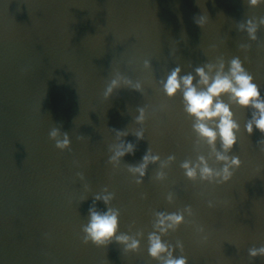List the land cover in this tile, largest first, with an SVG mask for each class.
I'll return each instance as SVG.
<instances>
[{
  "label": "clouds",
  "instance_id": "9594fccd",
  "mask_svg": "<svg viewBox=\"0 0 264 264\" xmlns=\"http://www.w3.org/2000/svg\"><path fill=\"white\" fill-rule=\"evenodd\" d=\"M250 8H257L264 4V0H246ZM193 22L200 28L209 23V16L205 11L202 15L193 17ZM264 27V17H251L237 24L240 32H246L248 38L258 41V30ZM259 46V45H258ZM239 49L247 53L251 49L250 44H240ZM248 57L245 56V60ZM143 66L151 69V61L143 60ZM191 67V65H190ZM22 73L27 69H22ZM164 96L168 100L181 97L182 110L187 117L192 119V131L197 141L204 142L208 149V156L198 155L196 161L185 160L180 167L188 180L206 182L208 184L223 185L228 183L236 170L242 166V160L237 155H232L233 149L239 143L241 124L236 119L234 108L250 112V118L246 119L243 131L251 136L254 131H259L261 139L257 141V147L264 153V95L255 78L245 66L239 56H233L226 60L225 57H217L214 61L205 62L195 66L192 71L182 74L181 66L172 68L165 78L158 81ZM129 88L143 95V85L133 81L120 73H116L107 82L102 93L104 100H109L113 93L121 87ZM226 98V99H225ZM138 115L134 117L136 124L143 125L147 120L146 107H137ZM49 131V139L54 142V147L61 152L71 151V139L67 131H62V124H57ZM115 132L116 143L108 146L107 163L117 167L126 155H135L136 144L123 138L130 133L128 130L111 129ZM136 140H143L145 129L143 127L131 133ZM78 141H85L90 137L77 135ZM175 160L174 155L167 157V162ZM213 161L218 167H214L209 161ZM167 162L162 161L159 154H154L149 148L143 155L141 162L135 165H126L127 171L134 178L137 185L143 183L150 164H159L163 169ZM75 163V161H74ZM261 171L257 168V173ZM80 180H84L83 172L75 174ZM166 173L157 171L155 179L164 180ZM87 188V185H85ZM115 193L104 187L101 192L93 197L92 205L88 209L87 223L81 225V242L87 246L106 248L112 243L122 246L124 255L138 253L141 249L143 231L129 234L120 231V209L111 206ZM144 198V197H142ZM86 199L83 198L82 201ZM166 199L172 202L173 196L169 194ZM103 202L106 210H99L97 202ZM208 207H214L213 201H208ZM185 213L193 215L191 206L175 212L158 211L152 224V231L147 235V254L157 264H189L188 257L184 254V244L177 240L175 244L164 239L170 233L176 232L181 225L189 223L185 219ZM196 233L200 236V243H207L209 237L204 234L205 229L201 225L195 226ZM47 236V234H45ZM177 249L179 255H176ZM248 256L252 259L264 257V245L248 249Z\"/></svg>",
  "mask_w": 264,
  "mask_h": 264
}]
</instances>
